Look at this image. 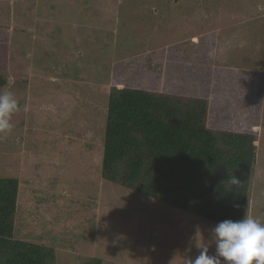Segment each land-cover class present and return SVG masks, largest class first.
<instances>
[{"label": "rangeland", "instance_id": "1", "mask_svg": "<svg viewBox=\"0 0 264 264\" xmlns=\"http://www.w3.org/2000/svg\"><path fill=\"white\" fill-rule=\"evenodd\" d=\"M85 2L98 6V15L87 17L84 10H77V4L72 0H0V74L7 77V85L0 90H11L19 103V111L11 119L12 131L0 135V177L19 181L22 203L27 200L33 203L36 198L40 202L46 200L49 191L44 184L56 178L55 174L66 179V184L72 181L80 185L81 194L95 195L97 189L104 195L102 198L110 197L104 202L106 210L98 217V225L95 218L85 224L86 231L81 239L76 225L78 217L64 223L52 220L53 205L51 210L41 209L36 213L34 225L28 224L21 229L18 225V234L21 239L38 242L39 234L49 232L48 238L45 236L42 241L54 248L57 264H80L81 260L95 256L101 258L103 264H141L143 261L137 256L121 252L120 242L123 239L131 241L127 236L131 232L124 229L132 226L140 234L137 244L147 241L155 250V256L160 253L156 261L151 258L152 264H184L185 257L194 258L199 253L197 247L210 240L211 225L195 221L186 227L190 221L182 219L178 211L168 208L163 212L158 205L128 192L115 190L109 194L107 187L98 183L95 176L85 182L83 178H89V173L97 170L100 163L99 156H84L87 152L82 144L89 141L77 133L74 135L78 139L76 142L67 138L54 142L53 131L44 129L43 124L50 122V115L43 110V105L53 103L61 90L67 91L71 104L80 106L77 111L72 107V113H82L83 116L88 113L86 107L89 108L86 92L81 93L87 88L86 81L80 80L84 86L82 90H74L78 80L70 74L66 80H74L73 85L65 83L55 90L48 82L53 79L49 70L53 60L49 54L56 49L60 51L52 65L58 80L61 71L66 70L64 66L74 60L68 56L71 54L62 51L68 48L67 37L71 33L77 34L81 30L92 33L89 40L99 50L102 49L100 34L113 29L111 51L115 60L131 61L129 68L139 66L146 69L149 64L159 68L161 62L158 86L161 91L205 98L208 89L212 88H209L210 82L201 83L189 77L182 80L185 73L178 72V69L183 65L165 62L155 53L164 54V47L180 44L176 48L182 47L183 50L178 57L186 61L212 46L209 55L201 56L202 61H210L215 66L258 67V71L264 74V0H80L82 4ZM115 20L118 22L116 26ZM90 50L96 55L95 48ZM73 52L78 54L79 50L74 48ZM101 63L108 64L106 60ZM222 89L225 90L224 96L220 87L212 93L218 101L220 96L229 98L228 89ZM260 95L263 99L257 134L260 160L252 170L249 197L251 215L264 220V93ZM37 110L41 111L40 114H36ZM89 110L97 117L98 107L91 106ZM50 149L58 158L54 160L49 156L54 160L51 167L49 159L44 158ZM58 164H62L60 168ZM50 185L53 186V181ZM64 194L71 197L70 193ZM82 198L86 199L85 196ZM93 214L96 216L95 212ZM19 222L26 223V220L19 219ZM49 228L53 230L48 231ZM176 246L185 253L188 249L193 253L173 251ZM214 248L212 245L209 252H214Z\"/></svg>", "mask_w": 264, "mask_h": 264}, {"label": "trees", "instance_id": "2", "mask_svg": "<svg viewBox=\"0 0 264 264\" xmlns=\"http://www.w3.org/2000/svg\"><path fill=\"white\" fill-rule=\"evenodd\" d=\"M72 1L77 4V10L87 13V17L100 12L96 5ZM115 22L116 26L118 22ZM112 31L100 34L102 49L99 50L89 40L92 33H86V30L71 33L67 37L68 48L62 51L71 54L68 56L74 60L64 66L66 70L61 71L58 80L52 65L60 51L56 49L49 54L53 60L49 66L53 79L48 82L55 90L65 83L73 85L74 80H66L70 74L78 80L74 90H82L84 86L80 80L86 81L87 88L81 93H87L89 108L86 107L88 113L83 116L82 113H72V107L77 111L80 106L71 104L67 91L61 90L53 103L43 105V110L50 115V122L43 124L44 129L53 131L54 142L64 138L76 142L78 139L74 135L77 133L89 141L82 144L87 152L84 156H99L100 163L97 170L89 173V178H83L85 182L95 176L98 183L107 187L109 194L115 190L128 192L158 205L163 212L168 208L178 211L182 219L190 221L186 227L195 221L214 227L225 219L236 220L244 214H251V174L260 160L257 134L261 122L263 99L260 94L264 93V74L258 71V67L215 66L210 61H202L201 56L209 55L212 46L192 60L183 61L178 57L183 48H176L180 44L168 45L162 50L164 54H155L165 62L183 65L178 69V72L185 73L182 80L191 78L201 83L210 82L209 88H212L207 87L205 98L167 93L159 88L161 62L159 68L147 65V70L139 66L129 68L131 61L115 60L111 51ZM74 48L79 50L78 54L73 52ZM92 48H95L96 55L90 50ZM104 60L108 64L103 65ZM6 85L7 77L0 74V88ZM218 87L222 96L225 93L222 88L228 89L229 98L220 96L218 101L212 94ZM91 106L98 107L97 117L89 110ZM40 112L37 110L36 114ZM53 153L50 149L44 157L49 159V167L58 159ZM61 165L58 164L59 168ZM55 176L44 184L49 191L48 198L40 202L35 197L33 203L32 200L20 201L17 179L0 177V264H57L54 248L42 241L43 237L48 238L49 232L39 234L38 242L26 241L18 234V225L20 229L28 224L34 225L33 218L41 209L51 210L53 205L52 220L62 223L78 217L76 225L80 239L84 237L85 224L95 218L98 225V217L106 210L104 202L110 197L102 198L104 195L97 189L95 195L81 194L80 185L72 181L66 184L67 180L62 176ZM234 177L239 181L238 185H232ZM64 193H70L71 197H65ZM84 196L86 199L83 200ZM19 219H25L26 223H20ZM124 231L135 234L127 233L131 241L123 239L120 242L122 253L137 256L143 261L141 264H152L151 258L153 261L158 259L160 253L155 256V250L147 241L137 244L140 234L134 231V227L129 226ZM153 244L158 247L156 241ZM180 248L176 246L172 250L193 253L189 252L190 249L185 253ZM79 263L103 264L104 261L95 256Z\"/></svg>", "mask_w": 264, "mask_h": 264}, {"label": "clouds", "instance_id": "3", "mask_svg": "<svg viewBox=\"0 0 264 264\" xmlns=\"http://www.w3.org/2000/svg\"><path fill=\"white\" fill-rule=\"evenodd\" d=\"M19 103L11 90H0V135L13 129L12 116ZM232 185L239 181L234 177ZM214 245V252L210 247ZM198 255L185 257L184 264H264V220L251 214L225 219L210 229V240L199 247Z\"/></svg>", "mask_w": 264, "mask_h": 264}]
</instances>
